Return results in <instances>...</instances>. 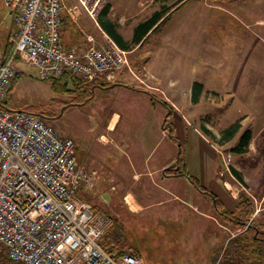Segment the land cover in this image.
<instances>
[{
    "label": "rangeland",
    "instance_id": "rangeland-1",
    "mask_svg": "<svg viewBox=\"0 0 264 264\" xmlns=\"http://www.w3.org/2000/svg\"><path fill=\"white\" fill-rule=\"evenodd\" d=\"M177 1L179 0H162L160 2L156 0H110L112 4L111 13L115 16V19H120L122 16L130 18L137 15L136 20H145L160 9L161 3L173 4ZM227 1L229 0H195V2H190L191 4L189 3L188 5L191 7L200 5L203 15L201 33L199 35L196 33L195 38H188L186 40V43L194 42V45L192 44L188 49L185 48V53H183L181 48L183 44L184 46L186 44L183 42L182 37L179 38L176 35L170 42L164 43V41H161V33H155L135 54H129V67L132 68L135 74L134 79L137 81L133 83V85H137L135 88L140 91L148 90L152 96L156 97L159 103L162 105H164L162 102L167 103L171 109L170 111L167 109L171 113L170 115L175 112V119H178V117V120L181 119L182 134L184 132L187 133L189 129L198 131L199 135H201V141L204 142L207 139L209 142L205 143L213 146L211 149L213 152L208 153V158L218 159V156L221 157L220 176L230 180L229 191L232 197L231 201L236 204L241 195L252 200L254 209L249 218V221L252 222L264 215V197L262 199L259 198L264 187V94L255 97V102L244 101V103H233L226 100V93L218 95L208 91L203 95L204 98L198 104H194L192 102V92L190 91L195 80H204L206 83H209V75L213 71V73L219 71L217 72L218 75L214 76V80L223 82L228 80L229 70L226 71L225 66L229 61L230 48L242 46L243 40L246 41L244 47H247L252 41L251 38H243L242 33H224V28V30L222 29L223 31L219 29L216 32L215 27L217 26L214 25L216 20L222 22L224 25L227 22V16L225 15L229 13L226 10H230V12L236 15L235 10L231 8L232 6L230 9H227ZM253 1L252 7H255L252 8L253 12L264 19V0H260L259 2ZM141 2L142 4L140 5ZM107 4H109V0L105 3V6ZM7 14L8 12L4 8L3 0H0V23L2 22L3 27L9 29L7 27L11 25L12 18L8 17ZM213 14L215 19L212 18ZM6 16L7 18H4ZM239 19L241 20L242 17L239 16V18L235 19L236 23H239ZM97 20H90L87 14L84 13L81 21L77 22L78 24L76 25L71 23L72 27H70L71 25L66 26V32L64 33H97L98 29L95 26L98 25ZM230 31L232 30L230 29ZM3 35L5 36L6 33H0V38ZM94 39L96 38L94 37ZM262 40L261 38L258 43L260 45L259 49L257 42L253 45L259 50L256 51V54L250 52L249 55H243L238 52V54L235 53L230 56L231 60L234 58V60L229 61L234 62L235 65L233 73L238 74L242 78L243 71L239 68L243 66V63L247 64L255 57L258 60L261 58L260 62L264 63ZM106 41L107 38L104 36L102 39L95 40V45L100 46ZM2 44L3 40L0 39L1 59ZM8 46L11 49L12 44L8 43ZM149 52L154 57L148 56ZM141 53L146 57L152 58H150L151 64L148 67L155 70V73L159 75L165 74V78L169 79L171 83L175 81V84H170V88L175 87L176 90L183 89L182 95L184 96V101L173 99L171 93L162 91V89L167 91L165 88L168 87L151 86L147 80L140 79L145 73L147 74V71H144L141 67L138 69L132 67L131 59L135 57L134 60L139 63L140 59L136 58ZM18 67L23 70V73L20 75L12 99H10V108L34 106L36 107L35 113H39L45 106L46 113L52 118L47 119L48 123L61 136L73 140L75 156L78 159L80 167L84 166L82 167L83 169L93 172L95 175V186L82 190L80 192L81 198L109 213L117 224L113 212L116 210L118 211L117 213L122 214V207L117 200L112 197L109 198L112 193L104 192V188H100V186L105 184L103 182L105 180L104 175L112 173L111 169L117 167L119 161L123 167L129 168L126 164L129 163L131 157H127V154H123L122 151H117L113 143L116 141V143L120 144L121 140L129 139L135 134L134 132L139 129L136 124L140 120L138 116L151 108L149 104L150 99L147 100V98L145 99V97H141L140 95H133L128 90L121 89L120 87L111 88L116 83L100 86V84L104 83L99 84L98 81L82 82L79 78L76 79V77L72 78L70 76L69 78L63 76L60 79L61 84L68 82L70 91L62 93L60 92L61 90H58L54 92L51 90V81L41 80L35 67H31L22 61L18 62ZM209 67H213V70H210ZM215 68H219V70H215ZM181 82H184V84L179 85L178 83ZM159 109L161 112L165 111L161 106H159ZM114 112L120 113L123 119L117 131L110 133L106 127H109L108 123ZM245 115L248 116L244 121L247 123H245L246 126L241 124L242 128L239 134L231 142L224 145L221 144V134L226 129L225 127H229V124L234 121L236 122L238 117ZM243 120L240 121L242 122ZM203 127L211 132V136L205 134ZM246 131H251L253 135L249 151L245 155L235 154L233 149L239 144L241 136ZM103 132L109 135L108 140H110L112 145H104V142L101 141L99 136ZM171 137L174 138V134ZM186 138L187 141L188 136ZM186 141L183 143L181 155H179L182 160V170L195 177L202 178V156L197 150L199 146L197 145L194 148L190 140L189 142ZM122 146H125L124 142ZM178 154L179 146L169 138L168 141L165 140L161 148L156 152L155 157L167 161L172 158L171 156H176L178 159ZM228 156H230L231 160L228 166H226L225 160ZM233 169L242 176L243 181L233 175ZM178 181L180 183V180ZM202 186H205V184L202 183ZM175 189L179 190V193L183 196L186 195L187 188H182L180 184H177ZM192 191L197 195L196 201L199 203V206L204 208L207 204V198H204L203 194L196 189H192ZM185 198L188 199L187 195ZM221 200H223L222 202L225 205L223 208L228 210L232 208L231 201ZM214 204H216L215 200H213ZM125 212L126 210L124 209L123 213ZM215 215L218 216V214ZM124 217H121L118 221L119 225L124 229H115L108 238L109 243L110 240H114L120 246L125 247L124 250L132 249L139 252L143 264H193L189 262L193 249H191V246H185L184 235L186 234L188 239L191 240L197 239V232L200 230V227L196 223L192 224L196 218L194 214L190 215L188 212L181 213L176 223L174 221L166 223L167 229L165 230L160 225H154L147 230L145 221L134 224L128 218L129 216ZM221 217V215L218 216L219 222L223 225L220 227L222 231H218L216 235L222 240V245L220 244L221 246L215 247L213 250V253L218 256L217 260L215 259V264L232 263V260L227 258L226 254L231 249L236 248L235 244L233 245L234 239L244 231L242 227H234ZM207 226L206 228L210 232L215 229L212 221H209ZM212 232L209 236L214 237ZM201 250L203 251L204 249L201 248ZM178 254H181V257ZM226 258L228 260L225 262Z\"/></svg>",
    "mask_w": 264,
    "mask_h": 264
},
{
    "label": "built area",
    "instance_id": "built-area-1",
    "mask_svg": "<svg viewBox=\"0 0 264 264\" xmlns=\"http://www.w3.org/2000/svg\"><path fill=\"white\" fill-rule=\"evenodd\" d=\"M107 0H3L13 15V49L0 64V104L18 74L17 60L35 67L41 80L71 75L114 84L129 51L109 36L80 51L62 41L65 15L96 21ZM230 156L225 160L230 163ZM224 175V173H222ZM95 175L80 167L72 139L39 115L0 106V258L15 264H143L132 249L109 253L103 240L114 218L83 200ZM117 242L110 240L113 248Z\"/></svg>",
    "mask_w": 264,
    "mask_h": 264
},
{
    "label": "crops",
    "instance_id": "crops-1",
    "mask_svg": "<svg viewBox=\"0 0 264 264\" xmlns=\"http://www.w3.org/2000/svg\"><path fill=\"white\" fill-rule=\"evenodd\" d=\"M67 1L69 5L74 4L76 2V0ZM255 1L259 2L260 0ZM190 2H195V0L187 1L170 16V19L167 23L163 24L157 29L154 28L152 31H150L139 46H136L135 49L130 50V54H135L136 51L141 46H143L148 41V39H150V37L155 33H161V41H164V43L170 42L171 39L176 37V35L179 38L182 37L183 42L186 45L184 46L183 44L181 49L183 50V53H185V48L188 49L189 46H191L192 44L194 45V42L186 43V40H188V38H195L196 33H198V35L199 33H201L203 21V15L201 13L200 5H194L191 7L190 5H188ZM253 3V0L227 1V9H230V7L232 6L231 8L235 10L236 15L233 14V12H230V10H226V12H228L229 14L225 15L227 16V22H225V25L217 20L214 23V25L217 26L215 27L216 32H218L219 29L222 30L224 28V33H242L243 38L246 37L252 39L251 43L247 45V47H244L246 41L243 40L242 46L230 48L229 61L231 60L230 56L234 55L235 53L238 54V52L243 55H249L250 52L256 54V51H259L258 49L260 48V45L258 43L261 38L263 39L262 45L264 46V19L261 18L260 15H255V13L253 12L254 10H252V8H255L252 7ZM141 4L142 2L140 3V5ZM109 5L112 6L110 0ZM7 16H10L12 18L11 25L7 27L9 29L3 27L2 22L0 23V33H6L5 36L3 35L0 38L1 40H3V44L1 47L2 59L0 58V64L3 63L7 55H9V53L13 49V44L11 43V41L16 37L17 28L14 22V17L13 15L8 14ZM7 16L4 18H7ZM65 16L69 19V23H72L73 25L78 24L82 18L81 17L77 21H74L70 19L68 15ZM239 16L242 17L241 20H238L240 24L236 23L235 21V19L239 18ZM136 17L137 15L135 17L132 16L130 18L122 16V18L120 19H115V16L112 15V13L110 14V19L116 23L118 31L124 36L127 41H130L132 39L135 28L141 22L150 18L148 17L145 20H136ZM212 18L215 19L214 14L212 15ZM228 23L230 24L227 25ZM95 26L98 29L97 33H62V41L64 46L69 49L75 48L80 51H84L90 46H92V43L88 40L89 36L93 35L96 38L95 40L102 39L104 36H108V34L101 28L99 23ZM70 27H72V25ZM74 29L75 28L73 26V30ZM230 29L233 32L230 31ZM256 42L258 44V49L256 46H253L256 44ZM8 43L12 44L11 49L10 46H8ZM148 56L154 57L151 52H149ZM134 58L131 59L132 67H134L135 69L141 67L144 71H147V74H144L145 77H139L140 79L143 78L147 80L148 84H150L151 86H166L168 87L165 88L167 91L163 89L162 91L171 93L173 99H177L178 101H184V96L182 95L183 89L180 88L176 90L175 87L170 88V84H173L175 81L171 83L169 79L165 78V74L159 75L155 73V70H152L148 67V65L151 64V57H146L143 53H141L140 55H138V58H136L140 59L139 63L136 62ZM260 59L261 58H259L258 60L255 57L252 61H249V63H243V66L239 68L243 71L241 75L242 78H240L238 74L233 73V71L235 70L234 62L228 61L225 66L226 71L229 70L228 80L224 82L214 80V76H217V72L219 71H217L216 73H213V71L212 74L209 75V83H206L204 80L193 81V85L195 83H201L205 87V90L199 98V102L204 98L203 95L208 91L216 93L218 95L220 93H226V100L232 101L233 103H244V101H254L255 97H258L260 94L263 95L264 63L262 64L260 62ZM232 60H234V58ZM18 62L21 61L17 60V67ZM209 69L213 70V67H209ZM215 70H219V68H215ZM22 73L23 70L18 67L17 75L20 77ZM134 75L135 74L131 67L125 69V71H123L119 75L118 81L116 82V84H114V87H120L121 89L128 90L133 95L136 94L140 95L141 97H145V99L147 98V100L150 99L149 104L151 108L147 112L141 113L138 116L140 117V120H138L136 124L137 128L139 129L134 132L135 134H133L132 137H130L129 139L121 140L120 144L116 143V141L113 140L114 148H116L117 151H122L123 154H127V157H131L129 163L126 164L129 166V168L123 167L122 163L119 161L118 166L114 169H111L112 173L104 175L105 180H103V182L105 184L100 186V188H104V192L107 191L109 193H112L109 198L112 197L117 200L120 203L122 210H126L125 213H123L122 211L123 215L117 213L118 211L114 210L113 213L115 214V219L117 222V224L115 223V229H124L118 223L121 217L124 216V218H126V216H129L128 218L134 224L140 222L143 223L145 221L147 230L154 225H160V227L165 230L167 229L166 223L168 221H174L176 223L179 220V215L181 213L188 212L190 215L194 214V217L196 218L195 222H193L192 224L196 223L198 224V227H200V230L197 232V239H195L196 241L191 240L188 239L186 234L184 235L185 246H191V249H193L191 254V260L189 262L193 264H215V259L217 260L218 256L213 253V250L215 249V247H219L222 245V240L218 238L216 234H218V231H222L220 227H222L223 225L219 222L220 217L218 218L219 213L216 210V205H213V197L208 192H204L199 189L192 182V178H194L201 187L206 188L209 192L217 196L220 199L221 204L225 206L222 202L223 200L221 199H225L227 202H230L232 200V197L229 191L231 184L230 180H228V178L226 177L220 176L222 159L220 156H218V154V159L208 158V153L213 152L211 150L213 146H209L208 144H206L209 142L207 139L204 142L201 141V135H199L198 131L189 129L187 133L184 132V134H182V126L180 125L181 119L178 120L179 117L178 119H175V112H173L170 118L167 119V116L171 113L167 110L164 105L159 103L148 90L140 91L135 88L137 85H133V83L137 81L134 79ZM178 84H184V82ZM193 85L190 88L192 94ZM159 106H161L162 109H165V111L161 112L160 109L158 110ZM246 116L247 115L240 116L236 120L238 121L244 119L241 124H243V126H246L247 123L244 122L248 118V116ZM110 118L111 120H109L108 123L109 127L106 128L108 132L113 133L117 131L120 123L122 122L123 117L120 115V113L114 112ZM232 123H235V121ZM171 132L174 134V138L171 137ZM186 136H188L187 141ZM99 137L101 141L104 142V145H112L110 143V140H108V134L103 132L100 134ZM169 138L170 140L175 142L176 145L179 146V154H181V147L185 141L189 142L190 140V143L193 145L194 148L197 145L199 146L197 150L201 153L202 156V178L195 177L184 171V173H178L180 168H182V160L178 162L176 156H171L172 158L167 161H163L162 159L155 157L156 152L161 148L165 140L168 141ZM123 142L125 146H122ZM171 168H173L176 172L173 173L169 171ZM178 180H180V183ZM202 183H204L205 186H202ZM177 184H180L182 188H187L186 195L188 199L185 198L186 195L183 196L179 193V190L175 189ZM192 189H196L197 191L203 194L204 198H207V204L204 208L199 206V203L196 201L197 195L194 191H192ZM231 206L232 208L229 211H234L236 209V204L232 202ZM94 207L98 209L100 208L97 205H94ZM212 210L214 213L212 212ZM215 214H218V216ZM209 221H212L215 225V229L212 230L213 232L211 231L214 237L209 236L211 232L208 228H206L207 223H209ZM107 241L108 239L104 238V242L108 243ZM201 248H203L204 250L202 251ZM226 255L227 258H230L228 253ZM178 256L181 257V254H178ZM227 258L225 262L228 260Z\"/></svg>",
    "mask_w": 264,
    "mask_h": 264
},
{
    "label": "trees",
    "instance_id": "trees-1",
    "mask_svg": "<svg viewBox=\"0 0 264 264\" xmlns=\"http://www.w3.org/2000/svg\"><path fill=\"white\" fill-rule=\"evenodd\" d=\"M156 1L160 2L162 0H156ZM187 1L189 0H179L173 4L161 3V7L159 10L155 11L150 18L141 22L135 28L133 37L130 41H127L124 38V36L118 31V27L116 23L110 19L111 6L109 4H107L100 12L98 16V23L101 26V28L108 34V36L116 44H118V46H120L122 49L126 51H130L134 47L139 46L143 42L147 34H149L150 31H152L154 28L157 29L163 24L167 23L170 19V16L174 12H176V10H178ZM69 25H71L69 23V19L66 16H64L63 27H62L61 33L66 32V26H69ZM65 77L69 78V75H65ZM70 77L75 78L71 75ZM18 79H19V76L17 75L15 80L13 81L12 87L9 92L8 99L4 103H1L0 106L2 108L23 110V111H26L32 114L39 115L45 120L49 119L50 116H48V114L46 113V109L44 105H43L44 108H42L43 111L41 110V112L39 113H35L36 107L34 106H22V107L20 106L18 108H10L11 106H9V102L16 88ZM79 80L84 82V80H81V79ZM105 85L107 84H100V86H105ZM51 90L54 92L61 90L60 92L62 93L70 91L68 88V82H66L65 84H61L60 79L51 80ZM204 90H205V87L201 83H195L193 85L192 102L194 104L199 103V98L202 95ZM162 103L167 109H169V111L171 110L169 106L167 105V103L165 102H162ZM170 116L171 115H168L167 119L170 118ZM240 122H241L240 120L236 121L235 123L231 124L229 127H227L222 132L221 139H220L221 144L224 145L226 143L231 142L236 137V135L239 134L242 128ZM203 131L205 132L206 135L211 136V132L205 127H203ZM252 139H253V135L251 131L244 132L240 138L239 144L233 149L234 153L238 155H245L249 151V147H250ZM179 155H178V162H180L181 160ZM169 171L173 173L176 172L173 168H171ZM232 172L236 178L243 181L242 176L235 169H233ZM178 173H184L182 168H180ZM192 182L199 189H201L204 192H208L213 197V199L216 201L215 205H216L217 212L219 213V215H221L224 218L226 222L232 224L234 227L240 226L244 229V231L238 237L234 239L233 245L235 244L234 246L236 248L233 250L231 249L228 253V255L230 256L229 259L232 260V263L229 262L227 264H264V215L256 221H252V222L249 221V218L254 209L252 200L244 195H241L239 200L236 201V209L234 211H229L228 209L223 208V205L221 204V201L218 199L217 196L209 192L206 188L201 187L194 178H192ZM262 197H264V187L262 188V194L259 195V198L262 199ZM114 229H115V223L111 227V229L108 231V233L106 234L104 238L108 239ZM107 242L108 243H105L103 240V245L108 250L109 253L120 255L125 251L124 250L125 247L120 246V244H116L115 247L111 248L109 239ZM133 252H134V255L140 259L138 252L135 250H133ZM0 264H15V263H12V262L6 261L3 258H0Z\"/></svg>",
    "mask_w": 264,
    "mask_h": 264
},
{
    "label": "water",
    "instance_id": "water-1",
    "mask_svg": "<svg viewBox=\"0 0 264 264\" xmlns=\"http://www.w3.org/2000/svg\"><path fill=\"white\" fill-rule=\"evenodd\" d=\"M112 87H114V85ZM215 203H216V201H215Z\"/></svg>",
    "mask_w": 264,
    "mask_h": 264
}]
</instances>
